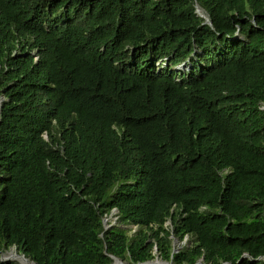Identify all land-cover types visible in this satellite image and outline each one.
I'll return each mask as SVG.
<instances>
[{
  "label": "trees",
  "instance_id": "obj_1",
  "mask_svg": "<svg viewBox=\"0 0 264 264\" xmlns=\"http://www.w3.org/2000/svg\"><path fill=\"white\" fill-rule=\"evenodd\" d=\"M0 99V256L264 264V0H0Z\"/></svg>",
  "mask_w": 264,
  "mask_h": 264
},
{
  "label": "water",
  "instance_id": "obj_2",
  "mask_svg": "<svg viewBox=\"0 0 264 264\" xmlns=\"http://www.w3.org/2000/svg\"><path fill=\"white\" fill-rule=\"evenodd\" d=\"M198 13H199L200 16H204L201 13V10H199V9H198ZM0 108H1V99H0ZM105 223H107V220H105ZM109 226H110V224H106V227H109ZM246 256H248V254H245L244 255V257H246ZM0 260H3V261H6V260H18L21 264H23L22 262H23V260H25V261H29L31 264H36L35 262L31 261L29 258L25 257L23 254H19L17 252L13 253L12 251H9L8 253H3L0 256ZM117 262L119 264H125L122 260L115 259L114 264H116ZM138 264H153V263H152V260H150V261L141 262V263H138ZM168 264H172V263L171 262H168ZM196 264H204V262L201 259Z\"/></svg>",
  "mask_w": 264,
  "mask_h": 264
},
{
  "label": "rangeland",
  "instance_id": "obj_3",
  "mask_svg": "<svg viewBox=\"0 0 264 264\" xmlns=\"http://www.w3.org/2000/svg\"><path fill=\"white\" fill-rule=\"evenodd\" d=\"M108 219V221H111V223L112 224H114L115 223V220H116V217L113 215V216H111V217H109V218H107ZM110 223V224H111ZM123 227H126V228H130L131 229V233H134L136 230H137V227L136 226H131V225H124ZM188 242H189V240H188V238H186L184 241H182V242H178V241H176V243H174V244H176L175 245V250H177L178 248H182L184 245H188ZM13 253H15L16 251H15V248H12V250H11ZM157 251V250H156ZM155 251V252H156ZM157 260H160V261H162V262H164V263H167L168 264V262L167 261H164V260H162L161 259V257L157 254V256L152 260V262H156ZM23 263V262H22ZM125 264H128V263H126V262H124Z\"/></svg>",
  "mask_w": 264,
  "mask_h": 264
},
{
  "label": "bare ground",
  "instance_id": "obj_4",
  "mask_svg": "<svg viewBox=\"0 0 264 264\" xmlns=\"http://www.w3.org/2000/svg\"><path fill=\"white\" fill-rule=\"evenodd\" d=\"M153 264H167V263H164L160 260H157L156 262H152ZM23 264H31L29 261H25L23 260ZM116 264H119L118 262ZM129 264V263H128Z\"/></svg>",
  "mask_w": 264,
  "mask_h": 264
},
{
  "label": "clouds",
  "instance_id": "obj_5",
  "mask_svg": "<svg viewBox=\"0 0 264 264\" xmlns=\"http://www.w3.org/2000/svg\"><path fill=\"white\" fill-rule=\"evenodd\" d=\"M113 212H114V213H116V211H115V210H114ZM105 220H108V219L106 218Z\"/></svg>",
  "mask_w": 264,
  "mask_h": 264
}]
</instances>
